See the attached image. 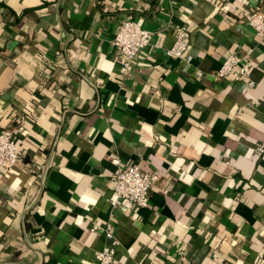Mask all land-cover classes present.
Returning <instances> with one entry per match:
<instances>
[{
    "label": "crops",
    "instance_id": "1",
    "mask_svg": "<svg viewBox=\"0 0 264 264\" xmlns=\"http://www.w3.org/2000/svg\"><path fill=\"white\" fill-rule=\"evenodd\" d=\"M264 0H0V264H264ZM132 17L151 45L123 78L112 45ZM188 63L171 58L174 28ZM250 51L249 80L217 77ZM200 73V75H198ZM112 158L158 175L147 208L111 209Z\"/></svg>",
    "mask_w": 264,
    "mask_h": 264
},
{
    "label": "built area",
    "instance_id": "2",
    "mask_svg": "<svg viewBox=\"0 0 264 264\" xmlns=\"http://www.w3.org/2000/svg\"><path fill=\"white\" fill-rule=\"evenodd\" d=\"M242 17L256 36L259 38L264 36V14L261 11L246 8L242 11ZM151 38L152 34L130 16L119 24L112 45L116 49L117 63L123 78L128 77L132 72L137 56L151 45ZM189 43L190 34L187 29L174 28V42L167 51V55L189 63L192 60L188 54ZM249 55L250 51L243 55L230 54L217 71V77L224 78L233 75L235 80L243 81L246 86L252 87L254 84L248 78L251 67L248 62ZM14 135L12 129H6L0 133V177H3V171H11L20 160L21 149ZM263 152L264 146L256 149L259 156ZM111 163L115 167L110 177L114 193V198L110 201L111 209L121 207L124 201L130 202L137 208H147L150 203L152 185L158 179V175L143 172L136 165L122 166L117 158H112ZM92 230L96 233L103 232L111 241V246L107 250L97 253V264H115L113 252L118 242L113 239L110 225L105 227L95 225ZM177 261L178 264H193L186 252L180 249L177 252Z\"/></svg>",
    "mask_w": 264,
    "mask_h": 264
}]
</instances>
